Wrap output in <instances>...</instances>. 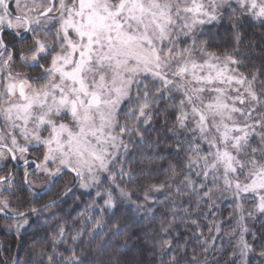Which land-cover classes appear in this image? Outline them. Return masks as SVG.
Here are the masks:
<instances>
[{
	"label": "snow or ice",
	"instance_id": "obj_1",
	"mask_svg": "<svg viewBox=\"0 0 264 264\" xmlns=\"http://www.w3.org/2000/svg\"><path fill=\"white\" fill-rule=\"evenodd\" d=\"M9 166L5 229L23 245L32 217L57 221L24 264H143L121 259L136 245L120 219L104 223L118 201L145 214L159 264H264V0H0ZM77 186L73 229L53 209Z\"/></svg>",
	"mask_w": 264,
	"mask_h": 264
},
{
	"label": "trees",
	"instance_id": "obj_2",
	"mask_svg": "<svg viewBox=\"0 0 264 264\" xmlns=\"http://www.w3.org/2000/svg\"><path fill=\"white\" fill-rule=\"evenodd\" d=\"M211 27V26H209ZM225 27L227 25L225 24ZM251 31V29H249ZM255 31L259 33V26H256ZM213 35L219 34L221 38L224 37V29L223 28H213L212 29ZM52 198L56 197V194L51 195ZM76 197H80V199H76ZM136 198V194L134 192L133 199ZM89 200V196L84 190L79 189L78 187L70 194H68L64 199H62L61 203L57 204V207L53 209L60 214V216L67 221V227L75 228L76 225L79 224L81 219H86V216H81V213L85 212L87 203ZM27 203V200H25ZM39 205V202L38 204ZM230 203H223L221 202L219 211H222L224 216H227V213L231 211L229 207ZM62 210V211H61ZM87 211L91 212L92 209H87ZM112 213H115V217H113ZM97 218L104 215L99 211L96 210ZM44 216H50V213L46 212L43 214ZM126 218V219H125ZM110 219H120L122 225H124L125 230L129 232L130 235L133 236V239L129 241V245L131 247L132 244L135 243L136 248L139 249V254L137 255L136 248H132V251L127 254H121V259H135L136 261H142L143 264H153L155 259V264H159L158 257L154 258L152 255V246H151V239L149 238L147 241L144 240V231L148 230L149 221L145 218V214L141 213L140 215H136L134 212V205L128 203L127 201L119 202L118 206L115 209H112L108 215L104 216V223L107 224ZM75 222V223H74ZM57 221L50 220L47 223L43 219H37L32 217L30 220L31 227L28 229L27 234L24 236L23 245L21 242L17 240L16 234L13 231L12 233H6L3 229V222L0 220V230L1 235L3 237L2 241H0V264H4V261H7V264H12L13 259L19 256L20 264H24V261L28 259V245L31 243L33 236H40L43 237L47 234L51 233V230L55 228ZM253 228L260 230V224H252ZM143 229L144 231H141ZM183 231V229H181ZM75 232H72L74 235ZM139 235L140 240H136L135 237ZM190 239L189 243H193L196 237L192 236L191 233L188 234ZM205 235H208L207 232ZM219 244L220 241H217ZM70 243L60 244L58 248L60 251H63L66 248L72 247ZM194 247L199 248L198 244H194ZM229 245L225 243V247L227 248ZM79 250L81 246H76ZM97 254L95 249L89 259H96ZM107 257L105 256V260ZM253 264H255V260L259 259V257H253ZM223 264V258H222Z\"/></svg>",
	"mask_w": 264,
	"mask_h": 264
},
{
	"label": "flooded vegetation",
	"instance_id": "obj_3",
	"mask_svg": "<svg viewBox=\"0 0 264 264\" xmlns=\"http://www.w3.org/2000/svg\"><path fill=\"white\" fill-rule=\"evenodd\" d=\"M10 170H11V166H9L8 169L0 170V176H2L3 172L10 171ZM16 180L18 183H21L23 181V172L22 171H20L16 174ZM66 183H67V178L58 179L56 181V183L52 186V193H50L49 195L51 196L53 194H56L57 192H63L64 186ZM44 186H46L44 182L37 184V190L39 191ZM48 199H49V196H45L41 201H39V205H37V206L39 207L43 203L47 202Z\"/></svg>",
	"mask_w": 264,
	"mask_h": 264
},
{
	"label": "rangeland",
	"instance_id": "obj_4",
	"mask_svg": "<svg viewBox=\"0 0 264 264\" xmlns=\"http://www.w3.org/2000/svg\"><path fill=\"white\" fill-rule=\"evenodd\" d=\"M4 173H5V172H3L2 175H4ZM77 187L79 188V186H77ZM77 187H76V188H77ZM76 188H75V189H76ZM79 189H80V188H79ZM81 190H82V189H81ZM55 198H56V197H55ZM221 202H223V203H228V204L231 203V201H230V200H227V199H226V200H222ZM2 222H3V225H2V226H3L4 231H5L6 233H7V232H8V233H12V232H9V231H7V230L5 229V227H4V221H2ZM251 226H252V223L250 222V227H251ZM2 239H3V237H2V235H1V230H0V241H2Z\"/></svg>",
	"mask_w": 264,
	"mask_h": 264
},
{
	"label": "water",
	"instance_id": "obj_5",
	"mask_svg": "<svg viewBox=\"0 0 264 264\" xmlns=\"http://www.w3.org/2000/svg\"><path fill=\"white\" fill-rule=\"evenodd\" d=\"M70 194V193H69ZM66 196L60 197V200L64 199Z\"/></svg>",
	"mask_w": 264,
	"mask_h": 264
}]
</instances>
